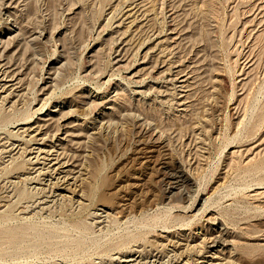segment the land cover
<instances>
[{
    "label": "rangeland",
    "instance_id": "rangeland-1",
    "mask_svg": "<svg viewBox=\"0 0 264 264\" xmlns=\"http://www.w3.org/2000/svg\"><path fill=\"white\" fill-rule=\"evenodd\" d=\"M0 50V264H264V0H0Z\"/></svg>",
    "mask_w": 264,
    "mask_h": 264
},
{
    "label": "bare ground",
    "instance_id": "bare-ground-1",
    "mask_svg": "<svg viewBox=\"0 0 264 264\" xmlns=\"http://www.w3.org/2000/svg\"><path fill=\"white\" fill-rule=\"evenodd\" d=\"M4 35V34H3ZM0 52H1V50H0ZM12 84V83H11ZM10 85V84H9ZM1 86V85H0ZM6 86V85H5ZM3 87V86H2ZM12 87V86H11ZM8 89V88H7ZM5 90V89H4ZM9 91V90H8ZM7 93V92H6ZM10 93V92H9ZM132 116V115H131ZM59 117H61V116H59ZM60 120V119H59ZM93 122V121H92ZM94 125H95V123H94ZM100 125H98V127H99ZM58 127V126H57ZM96 127H97V125H96ZM26 127H24V129H25ZM28 130V129H27ZM22 131H24V130H22ZM36 132H37V129H36ZM54 132H57V131H54ZM92 132V131H91ZM90 132V133H91ZM96 132V131H95ZM98 132H100V131H97V134H98ZM92 133H94V132H92ZM40 134V133H39ZM52 134V133H51ZM55 133H53V135H54ZM100 134V133H99ZM154 134V133H153ZM41 135V134H40ZM39 135V136H40ZM45 135H48V134H45ZM52 136V135H51ZM93 137H94V135H92ZM97 136V135H96ZM99 136V135H98ZM44 137V136H43ZM47 137V136H46ZM91 137V136H90ZM95 138V137H94ZM39 139V138H38ZM1 142V141H0ZM19 144H17V146H18ZM13 146V145H12ZM20 146V145H19ZM44 146V145H43ZM33 148V147H32ZM36 149H34L32 152H34L35 154L33 155V157L34 158H37V157H39V154L41 153V154H43V155H41V158H44V159H48L47 161L49 162V163H51L50 165H56L57 167H62L63 165H64V163H65V161H60V159H58V155H56V156H51L52 154L50 153V151L49 150H44V149H42V148H40V147H35ZM51 148H52V146H51ZM22 149V148H21ZM53 149H54V147H53ZM7 150V149H6ZM11 150H13L12 148L11 149H8L7 151L8 152H10V157L12 158V155H14L15 153H13ZM54 151V150H53ZM56 151V150H55ZM14 152H15V150H14ZM57 152V151H56ZM53 153V152H52ZM8 154V153H7ZM30 154V153H29ZM51 154V155H50ZM55 154H58V152L57 153H55ZM6 155V154H5ZM32 156V155H31ZM43 159V160H44ZM52 169V168H51ZM3 170V169H2ZM36 170V169H35ZM38 171H39V169H38ZM40 172V171H39ZM68 174V173H67ZM66 174V175H67ZM171 174V173H170ZM177 174V173H176ZM31 175V174H30ZM177 178V177H176ZM80 195V194H79ZM37 201V200H36ZM47 201V200H46ZM40 203H46L45 201H42V199H41V201H39ZM36 204V203H35ZM43 206V205H42ZM103 217V216H102ZM105 217V216H104ZM217 238V237H216ZM202 241V240H201ZM211 242V241H210ZM212 242L214 243L215 242V240H213L212 239ZM187 248V247H186ZM188 248H190V247H188ZM214 254V253H213ZM153 259V258H152ZM146 261V260H145ZM144 260L143 261H139V260H137L136 258H133V256L132 257H130V256H123V258H121V259H119L118 260V263H116V264H146V262H145ZM149 262V261H148ZM151 262V261H150Z\"/></svg>",
    "mask_w": 264,
    "mask_h": 264
}]
</instances>
